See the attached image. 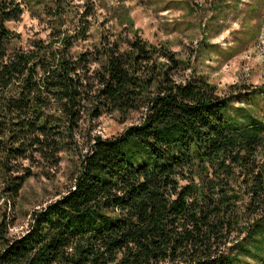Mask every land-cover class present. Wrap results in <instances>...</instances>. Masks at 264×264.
<instances>
[{
	"label": "trees",
	"instance_id": "1",
	"mask_svg": "<svg viewBox=\"0 0 264 264\" xmlns=\"http://www.w3.org/2000/svg\"><path fill=\"white\" fill-rule=\"evenodd\" d=\"M22 12L0 0V264H264V119L233 101L255 92L177 82L184 63L135 32L76 53L87 27L61 24L16 46ZM113 112L141 120L89 136L73 184L10 236L24 181Z\"/></svg>",
	"mask_w": 264,
	"mask_h": 264
},
{
	"label": "rangeland",
	"instance_id": "2",
	"mask_svg": "<svg viewBox=\"0 0 264 264\" xmlns=\"http://www.w3.org/2000/svg\"><path fill=\"white\" fill-rule=\"evenodd\" d=\"M21 8L20 18L7 24L18 36L16 46L32 39L46 40L51 29L61 24L69 31L87 27L86 40L72 48L76 53L91 50L102 35L124 38L135 32L184 63L175 76L177 82L203 77L219 95L255 92L233 98L234 105L264 119V94L256 90L264 87V0H21ZM140 120L139 112L126 116L113 112L92 124H81L75 150L60 154L56 169L43 173L34 169L35 175L24 181L14 207L6 206L14 220L10 236L23 234L31 212L54 202L73 184L89 136L111 138Z\"/></svg>",
	"mask_w": 264,
	"mask_h": 264
}]
</instances>
